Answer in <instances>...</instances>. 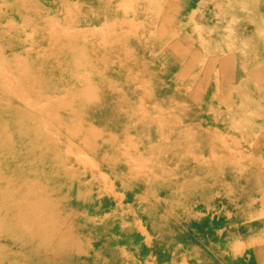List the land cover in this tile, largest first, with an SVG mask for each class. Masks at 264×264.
Returning a JSON list of instances; mask_svg holds the SVG:
<instances>
[{
	"label": "rangeland",
	"instance_id": "1",
	"mask_svg": "<svg viewBox=\"0 0 264 264\" xmlns=\"http://www.w3.org/2000/svg\"><path fill=\"white\" fill-rule=\"evenodd\" d=\"M81 1L0 0V43L16 51L0 46V95L27 140L49 128L74 147L73 173L58 176L69 194L90 185L88 211L71 198L53 209L70 241L16 230L2 249L29 264H264V0ZM55 76L89 86L106 123L84 113L93 136L48 116L69 110L67 94L48 93ZM190 134L208 140L197 149Z\"/></svg>",
	"mask_w": 264,
	"mask_h": 264
},
{
	"label": "bare ground",
	"instance_id": "2",
	"mask_svg": "<svg viewBox=\"0 0 264 264\" xmlns=\"http://www.w3.org/2000/svg\"><path fill=\"white\" fill-rule=\"evenodd\" d=\"M100 1L104 0H82L81 2L83 5H87L89 9L93 11L96 10V3ZM255 1L258 2V0ZM190 14H192V11ZM130 30L135 35L140 34L139 29L135 26H131ZM142 31L144 30L142 29ZM47 42L52 41H49L48 38L45 42L42 40L43 45L47 44ZM76 45L77 44H73V42H68V46L70 48H74ZM0 46L3 49V56H16V51L14 49L15 47L12 43H8L3 40L0 43ZM49 54H51V52ZM62 56L60 57L63 58ZM50 63L51 62H48L47 60L38 62L39 69H37V71L47 69ZM69 63H72V61ZM51 71L52 68L48 69L47 73L50 74ZM54 75L50 74L49 76ZM45 76H47V74H45ZM56 78L58 77L55 76V78H46L50 81V84L54 85V88H50V92L48 93L50 97L55 95L64 97L67 94V97H69L68 101L70 103L67 106L69 110L64 116L61 115L58 110H56V112H52L51 114L49 113L48 116L50 118L53 116V118H56V121L58 122L61 120L62 124H65L64 126H69L70 129H72V131L76 132L77 134L84 133L86 136H93L94 130L90 128V126H85L83 130L80 129L81 125L83 126L84 124V113H90L92 115V119L90 121L91 124L94 123V125L100 126L104 123V120L101 121L98 116V108L93 102L95 96L89 92V86L86 87L85 84L82 90L81 88L77 90V84L73 85L72 82L64 81L60 77L59 78L61 80L57 82L58 79ZM71 78L73 80H77L79 76L74 75L71 76ZM67 83L72 84L73 88ZM108 92L109 96H118V94H115L112 91ZM81 102L84 103L85 106L83 111H80V114H78V106L81 104ZM73 115H76V117L79 116L78 119L81 121L77 120L76 123L71 122L69 120V116ZM24 117L25 115L17 111L15 105L10 106L8 101L2 99L0 95V201L6 202V207L3 211H1L0 214V244H4V240H6L10 247L16 246L17 239L14 236L16 230L18 232L20 230L33 234L36 232L42 233L45 236L44 238L50 237L56 240L60 239L62 242L70 241L71 239L68 240V238L64 235L65 233L63 234L69 223L64 217H60L57 212L53 211V209L55 206H57L60 199L65 200L71 198L72 202L81 200L79 206L74 205L73 207H79L84 211H88L87 206L84 204V198L90 191V185L88 183L81 185L77 196H71L69 194V191L66 190V186L59 182L58 176L62 172L61 167L65 165H67L66 171L73 173L71 168H69L72 160L69 154L71 153L72 149H74V147L68 143L60 145L55 133L49 128L46 130L42 129L35 131L34 136L27 140V136L25 134L26 130L24 129ZM100 134L99 138L102 137ZM206 140H208V137L205 134H203L201 138L197 134L194 136L190 134L188 137L189 143L194 144V146L196 145L195 147L197 149H199L200 145H203ZM177 142H179V140H177ZM65 144L68 145L64 146ZM22 163H25L24 165L26 169L21 171ZM29 172L38 174V178L34 181H28L26 175L29 176L27 174ZM43 172H45V175ZM252 175H255V173ZM33 204L38 205V211H33ZM23 212L25 215L21 214ZM6 215L9 218H12L10 219V222L5 221L7 218ZM93 215L94 214L91 211V218ZM63 219L65 220V223L63 222ZM87 221H89V219ZM38 245L40 247H44L46 245V239L42 240L41 243L39 242ZM3 251L4 256L0 261V264L31 263L32 259H28L23 253L14 257L11 250L6 247L3 250L0 245V254L3 253ZM44 253L45 249L43 252H41V254L44 255ZM39 258L41 257L39 256Z\"/></svg>",
	"mask_w": 264,
	"mask_h": 264
},
{
	"label": "crops",
	"instance_id": "3",
	"mask_svg": "<svg viewBox=\"0 0 264 264\" xmlns=\"http://www.w3.org/2000/svg\"><path fill=\"white\" fill-rule=\"evenodd\" d=\"M261 222H262V223H261ZM258 223L261 224L260 227H259V230H261V229L264 230V217H263L262 219H260V220L258 221Z\"/></svg>",
	"mask_w": 264,
	"mask_h": 264
}]
</instances>
